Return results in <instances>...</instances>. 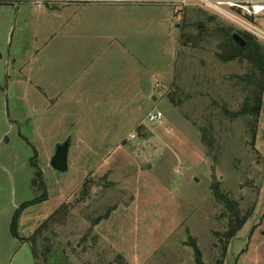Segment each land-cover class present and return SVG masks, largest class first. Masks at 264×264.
I'll use <instances>...</instances> for the list:
<instances>
[{"label": "rangeland", "instance_id": "1", "mask_svg": "<svg viewBox=\"0 0 264 264\" xmlns=\"http://www.w3.org/2000/svg\"><path fill=\"white\" fill-rule=\"evenodd\" d=\"M200 23L248 34L203 4L0 0V264H35L29 240L73 203L36 236L39 264H196L193 242L204 264H264V89ZM257 98L253 142L251 116L227 112ZM217 187L247 217L237 232Z\"/></svg>", "mask_w": 264, "mask_h": 264}, {"label": "trees", "instance_id": "2", "mask_svg": "<svg viewBox=\"0 0 264 264\" xmlns=\"http://www.w3.org/2000/svg\"><path fill=\"white\" fill-rule=\"evenodd\" d=\"M215 19L216 18L214 19L211 18L210 22L215 23L214 22ZM205 25L206 24L200 23L197 25L196 28L200 30L201 28L204 29L207 33V39L217 38L220 41L219 46H220V49L222 50V53L221 55H218V59L224 63L233 62L237 60H240V61L247 60L252 68L251 73L247 74L246 76L240 79L248 87L247 89L255 90L259 87L260 90H263L264 89V48L260 46L258 42L259 40L249 34L241 33L242 36L248 42L247 46L245 48H242L232 38V35L235 32V30L232 27L224 26L222 24H217V27H215L214 29H210V28L206 29L207 26ZM201 32H204V31H201ZM201 32H199L197 35L184 34L181 38V40L184 41V46L190 47L193 45V43L196 44V42H201L203 34H204ZM172 101L173 103H175L174 100ZM252 101L253 100H248V99L245 100L242 112L240 114L227 112V116H229L232 119H237L239 118V116L241 117V115H246L247 119L249 118V116H251V118L248 119L247 121H248V125L252 128V130L249 131L251 138L253 142H255L256 136H257L258 121H259V116H260V114L258 113L260 112L263 103H262L261 98L260 99L257 98L256 100L257 106L254 107ZM181 102L182 101L180 100V103L179 104L177 103L178 105L176 106H179ZM256 107H257V111L259 110L258 113L257 114L252 113L254 112V109ZM219 189L220 188L218 187L216 188L215 196L218 199V202L224 205L225 209L229 212L228 214L229 226L232 227L235 225V231L237 232L239 229H241L243 224L247 221V217L242 218L241 212L239 211V208L236 202H234V200H232L230 197L220 193ZM90 190H91L90 182L85 181L84 185L82 186V194H81L82 199L81 200L87 199L90 196ZM81 200H77V202ZM36 203H39V202L38 201L29 202V203H26L25 206L28 207ZM73 206H74V203L72 205L70 204L62 205L50 218H48V220L44 224L40 226V228L35 233L34 237H32L31 240H29L28 243H30L32 246V252H33L34 259H35V264H39L37 250L35 247H33L34 241L37 239L36 236H39L40 233L48 231L50 224L51 223L55 224L56 220L59 217H61L63 214L67 213L69 215V212L71 211ZM224 217H225V214H224ZM99 222H100V219L95 220L93 223L94 226H96ZM235 231H231L230 234L233 235ZM192 248L194 250V254L196 258V264H204L203 254L196 242H193Z\"/></svg>", "mask_w": 264, "mask_h": 264}, {"label": "built area", "instance_id": "3", "mask_svg": "<svg viewBox=\"0 0 264 264\" xmlns=\"http://www.w3.org/2000/svg\"><path fill=\"white\" fill-rule=\"evenodd\" d=\"M108 1V0H107ZM170 2L181 6H193L203 4L210 7L220 15L230 16L231 21L237 27L249 35L264 41V0H148ZM253 19V20H251ZM163 114L153 112L149 115L148 120L152 124L161 121Z\"/></svg>", "mask_w": 264, "mask_h": 264}, {"label": "water", "instance_id": "4", "mask_svg": "<svg viewBox=\"0 0 264 264\" xmlns=\"http://www.w3.org/2000/svg\"><path fill=\"white\" fill-rule=\"evenodd\" d=\"M233 40L242 48H245L248 44L247 40L238 32H234L232 35ZM71 141L70 139L63 144H59L56 148L55 155L51 160V166L54 170L65 173L69 169V152Z\"/></svg>", "mask_w": 264, "mask_h": 264}, {"label": "crops", "instance_id": "5", "mask_svg": "<svg viewBox=\"0 0 264 264\" xmlns=\"http://www.w3.org/2000/svg\"><path fill=\"white\" fill-rule=\"evenodd\" d=\"M11 7H7V9H10Z\"/></svg>", "mask_w": 264, "mask_h": 264}]
</instances>
